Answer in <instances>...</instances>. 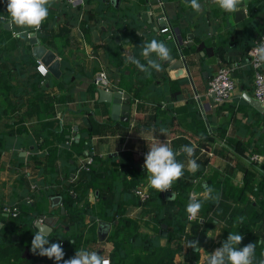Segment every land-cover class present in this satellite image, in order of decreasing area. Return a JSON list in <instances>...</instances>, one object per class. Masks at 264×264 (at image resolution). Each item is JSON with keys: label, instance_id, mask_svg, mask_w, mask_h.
<instances>
[{"label": "crops", "instance_id": "obj_1", "mask_svg": "<svg viewBox=\"0 0 264 264\" xmlns=\"http://www.w3.org/2000/svg\"><path fill=\"white\" fill-rule=\"evenodd\" d=\"M102 2L114 10L117 21L97 20L90 9L93 1L88 8L86 2H81L82 8L75 16L72 4L54 0L41 26H46L43 36L27 29L55 52L60 63L64 57L73 68L72 74H78L65 86L60 75L54 77L49 73L48 78L40 73L36 65L41 62L32 55L28 39L13 38L12 32L20 29L15 25L6 27L2 22L0 206L20 202L24 191L41 194L50 189L51 194L62 193L66 163L72 160L69 153L76 162L90 151L99 160L92 172L77 174V202L67 205L61 214L59 204L51 205L48 197L45 201L47 214L57 216L52 220L51 231L58 221L67 220L71 214L88 225L92 222L91 212L96 215L95 238L79 250H94L110 258L113 243L108 235L114 223L124 224L125 232L158 235L163 246L166 235L161 234L159 218L148 204L151 198L141 201L133 190L142 184H146L147 190L150 186L143 161L152 143L166 140L177 152V161L185 165L187 156L181 148L195 144L193 159L199 168L195 173L185 168L192 175L187 183L188 194L202 197L203 186L207 185L219 199L204 207V214L198 219L201 224L194 232L190 233L189 223L185 225L192 235L189 241H198L202 248H192L196 254L194 264H202L205 252L211 254L220 247L229 233L239 232L243 236L238 248L254 243L264 253V112L242 95L253 97L246 48L258 39L264 25V0H242L238 13H227L212 0H199L203 9L199 13L190 8L188 0ZM121 4L130 6L128 15L119 11ZM178 10L191 12L180 17L176 16ZM164 24L169 26L168 31L159 32ZM107 27L108 33H103ZM93 30L97 31L98 40L93 39ZM108 37H112L111 42ZM153 38L168 46L171 58L161 61V70L152 69L149 76L126 57L133 55L146 64L141 46ZM137 40L142 41L140 46ZM23 52L28 59L22 57ZM179 58L186 63L190 79L184 67L177 66ZM219 63L230 66L235 83L230 98L221 102L214 101L206 92L207 80ZM99 69L106 73L108 89L129 95L123 100L129 103L127 121L111 119L109 103L97 102L93 77ZM87 77L90 80L84 84ZM162 128L167 130L166 136L160 133ZM85 138L90 142L89 148L82 147ZM181 183L180 178L171 190L175 193ZM172 210L173 206L168 205L167 213ZM20 212L21 216L26 214ZM241 217L243 223H238ZM10 220L0 208V234L7 233L4 241L0 237V261L14 257V264H24L20 243L24 246L31 242L37 229L32 225L34 220H27L24 226L17 224L18 227L8 223ZM99 220L109 223L101 239L96 233ZM168 229L166 225V234ZM11 234L17 236L16 240H10ZM133 241L131 235L128 243ZM185 242L184 238L179 240L180 250L172 256L173 264L187 263L190 247ZM36 256L34 264H51L52 259ZM129 256L130 251L124 264ZM161 256L159 252L154 257ZM154 263L159 261H149Z\"/></svg>", "mask_w": 264, "mask_h": 264}, {"label": "trees", "instance_id": "obj_2", "mask_svg": "<svg viewBox=\"0 0 264 264\" xmlns=\"http://www.w3.org/2000/svg\"><path fill=\"white\" fill-rule=\"evenodd\" d=\"M90 1H93L92 7L90 9L93 10L95 13V17L100 22H107L110 21H117L118 17L114 16V10L108 6L105 2H102V0H82V2H86L87 8L92 3ZM6 4L7 0H0V16L7 17L8 13L6 10ZM61 5L64 4L63 2L60 3ZM66 4V3H65ZM69 4V3H68ZM69 6H71L69 4ZM81 4L72 5L71 8H73V14L76 16L78 12L81 10ZM180 6V5H179ZM119 11H121V14L123 16L128 15L130 12V6H127L125 4H121V7L119 8ZM191 10L189 12H184L178 10L176 13V16L184 17V15L188 16L190 14ZM123 21V20H122ZM2 24V21H0V26ZM118 24L123 25L124 23L118 22ZM134 26L138 27V24L133 23ZM132 26V25H131ZM46 27V26H45ZM45 27H42L37 34L39 36H43L44 31L46 30ZM121 27V26H120ZM125 29L128 30V27L126 25L123 26ZM109 27H107L103 33H108ZM115 31V29H112ZM126 31H124L126 35ZM114 33V32H113ZM112 37H108L109 41L111 42ZM27 39L24 38L22 40ZM141 40H137L136 44L141 45ZM22 57L25 59H28L27 53L23 52ZM65 58H61V79H62V85H68L73 77H78L77 73L72 74V66L68 65L65 62ZM45 77L49 78V72L44 73ZM87 80L84 81V84H86L90 77L86 78ZM83 84V85H84ZM75 135V132H73ZM82 136V134H81ZM79 137V135H78ZM74 138V137H73ZM85 142L82 144L83 148H89L90 142L88 139H84ZM88 154L92 156V161L90 163L88 170H81V172L90 173L94 170V164L96 163L98 157L94 156L90 151H88ZM69 156H71V161L68 159L67 161V170L64 173V189L61 194V204L64 206V211L66 210L67 205H74L78 200V195L75 192L76 188V178L77 175L74 177L72 181L69 180L72 172L74 171L76 167V162L74 157H72L71 152L69 153ZM134 170V169H133ZM138 171V170H137ZM192 177L191 174L184 172L183 177L181 178L182 183L177 190L172 191L175 195L174 197H165L164 192H157L154 190L151 186H148V197L151 198V201H148V204L153 207L154 213L157 214L159 218V224L165 223V225L169 226L168 232L166 234V241L163 246H161L158 242V235H149L145 232L135 233L131 232L130 230H127L125 232L124 224L121 223H114V226L112 228V231L109 233L108 238L112 241L113 247L110 254L111 264H124L126 260L127 252L130 251V256L127 260L126 264H149L150 260L153 261H159L158 264H173L172 263V256L180 250V243L179 240L181 238H184L187 240H192V235L190 234L192 231L194 232V228L196 226H199L201 222L198 220V218L194 220H188L186 217V205L189 202V194H188V185L190 178ZM51 190L50 189H44L41 194H36L33 191H24V198L20 202H10V204H17L19 207V213L16 217L11 218L8 223H12L13 225L17 226V224H20L22 226L25 225L27 220H35L37 215L40 214H47L46 212V206L45 201L47 200V197L51 196ZM216 194V193H214ZM147 197V199H148ZM149 198V199H150ZM201 202L203 204V207L199 213V216L202 217V214H204V207L213 204L215 202L213 201H205L203 200V197H201ZM168 205L173 206V210L171 213H167L166 208ZM115 204H113V207ZM25 212L26 214L24 216L20 215V211ZM116 211V208L114 209ZM64 213V212H63ZM91 215L92 222L88 225L83 223V221L76 215H69L67 220H60L55 225L52 231L49 234V243H60L64 249L65 255L63 257V260L69 259L74 257L75 252L78 251L81 246L87 241H91L95 238V230H94V223H95V217L96 215H93L91 212H89ZM115 217V216H114ZM113 218V216L111 217ZM107 221V220H106ZM189 223L190 225V233L185 230V225ZM33 225V224H32ZM34 226V225H33ZM18 227V226H17ZM9 231V230H8ZM6 231V232H8ZM5 232V233H6ZM128 233V235H127ZM7 234V233H6ZM6 234L2 235L0 234L1 239L4 241V238ZM134 237V241L132 243H128V238L130 236ZM17 236L11 234L10 240L15 239ZM19 238V236H18ZM72 239V242H70ZM1 243H4V242ZM20 242V241H19ZM132 244V245H131ZM22 249L20 250L21 256H25V263L24 264H34L33 260L34 258H37V254H33L31 249V242L26 243V245L23 246V243H20ZM66 245L69 246V248H66ZM134 248V250H132ZM145 252V253H144ZM162 255L161 258L154 257L157 256L158 253ZM152 254V257L150 256ZM263 251L261 249L256 248L255 250V260L258 262L261 259H264ZM154 255V256H153ZM196 259L195 251L190 248L188 250V256L186 258L187 263L185 264H194V260ZM63 260L57 262L54 259L51 260V264H63ZM17 259L12 257V260L4 259L0 261V264H3L4 262L7 264H14L16 263ZM156 264V263H154Z\"/></svg>", "mask_w": 264, "mask_h": 264}, {"label": "clouds", "instance_id": "obj_3", "mask_svg": "<svg viewBox=\"0 0 264 264\" xmlns=\"http://www.w3.org/2000/svg\"><path fill=\"white\" fill-rule=\"evenodd\" d=\"M221 10L227 13H237L242 10V0H212ZM54 0H7L6 10L7 17L0 16V21L10 26L15 25L20 31H13L12 36L15 39H24L31 37L34 32H38L49 15V8ZM192 10L201 12L202 5L199 0H188ZM27 29H33L29 32ZM141 55L146 64L141 63L133 55L126 57L127 61L135 65L141 72L151 75V70H161V61H167L171 58V52L168 46L163 42L153 38L141 46ZM155 56V59H153ZM257 58L264 61V45L257 49ZM160 133L166 136L167 130L160 129ZM148 152L144 156L143 168L149 176L150 186L157 192H167L172 189L173 184L183 177L185 168L191 173L198 171L199 164L193 159L196 145L182 146L181 151L187 156V164L178 162L176 159L177 152L170 147L168 142L159 141L152 143ZM130 177V176H129ZM131 178V177H130ZM202 194L205 201H218V194H214V189L204 185ZM171 192V197H174ZM203 204L201 197L193 194L186 205V213L190 220H194L199 215ZM238 223H243V218H239ZM37 228L31 240V251L33 254L48 257L59 262L65 255L64 249L60 243H49V234L51 228L47 224ZM219 233V232H218ZM216 233V234H218ZM212 237V236H209ZM243 236L237 233H229L226 240L220 247L215 249L211 254L205 252L202 264H254L256 245L248 243L238 248ZM72 242V241H70ZM74 243V242H72ZM186 247L193 248L195 251L202 249L196 240L185 242ZM63 264H111V259L107 255H101L97 251L81 249L75 252L74 257L63 260ZM258 264H264V259L258 261Z\"/></svg>", "mask_w": 264, "mask_h": 264}, {"label": "built area", "instance_id": "obj_4", "mask_svg": "<svg viewBox=\"0 0 264 264\" xmlns=\"http://www.w3.org/2000/svg\"><path fill=\"white\" fill-rule=\"evenodd\" d=\"M67 3L76 5L82 2V0H65ZM169 26L164 24L158 28L159 32L168 31ZM264 45V25L261 28L260 35L258 39L254 40L246 48V53L248 55V62L251 67V77H252V96L260 103L262 106V111L264 112V61H260L257 58V49ZM41 74L46 72L45 67L38 63L36 65ZM93 81L96 86H100L108 89L109 83L106 77V73L103 69H99L94 73ZM234 80L231 75V68L226 63H219L212 74L209 76L206 84V92L212 96L214 101L221 102L230 98L232 91L234 89ZM208 104V103H207ZM92 161V156L88 153L83 156H79L76 161V167L72 172L69 180L72 181L74 177L81 170H88L90 163ZM133 192L142 201L148 197V190L145 185H139L134 188ZM194 193H190L189 196ZM1 211L8 217L14 218L19 213V207L17 204L2 203ZM188 220V214H186ZM201 219V216H197ZM39 219V215L35 218Z\"/></svg>", "mask_w": 264, "mask_h": 264}, {"label": "water", "instance_id": "obj_5", "mask_svg": "<svg viewBox=\"0 0 264 264\" xmlns=\"http://www.w3.org/2000/svg\"><path fill=\"white\" fill-rule=\"evenodd\" d=\"M113 1L116 2V0ZM5 26L7 27L8 25L5 24ZM92 35L94 40H98V35L96 30H93ZM27 39L28 42L31 44L32 55L43 64L46 71H48L54 77H58L60 75V68H59L60 61L59 58L56 56L55 52L52 51L50 48H47L44 44L40 43L37 37L35 36V34H33L31 37H27ZM177 66L178 67L183 66L188 78L190 79L189 70L187 68L186 63L182 60V58H179ZM96 91H97V97H96L97 102L109 103V117L111 119L127 121L128 113H129V103L123 101L129 98V95L126 92H122L119 90H110L100 86H96ZM242 95L245 97L247 101H249L257 109L262 110V106L255 98L249 95H245V93H242ZM202 115L205 124L208 127V123L205 118V115L203 113ZM171 192L172 191L164 192V196L171 197L170 196ZM49 199L51 201V205L59 204V213L62 214L64 212V206L61 204V194L59 193L52 194L51 196H49ZM56 218H57L56 215L40 214L39 219H35L33 221V225L36 229L39 227H43V225L36 224V222L39 221L41 224H47L51 228L52 220H55ZM165 226H166L165 223H160V227H161L160 232L162 235H166ZM108 227H109L108 222L104 220L98 221L96 233L99 239L105 236Z\"/></svg>", "mask_w": 264, "mask_h": 264}]
</instances>
